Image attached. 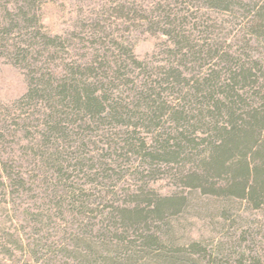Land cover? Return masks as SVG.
Listing matches in <instances>:
<instances>
[{
    "label": "trees",
    "instance_id": "trees-1",
    "mask_svg": "<svg viewBox=\"0 0 264 264\" xmlns=\"http://www.w3.org/2000/svg\"><path fill=\"white\" fill-rule=\"evenodd\" d=\"M168 1L173 6L161 7L151 16L136 8L116 11L122 20L147 21L171 37L176 47L169 53L176 64L197 65L186 76L183 67L176 68L174 63L172 69L158 70L157 81L153 69L140 61L134 49L115 43L113 36L101 27L94 28L93 38L87 37L99 46L96 56L88 62L89 57L85 56L84 63L69 62L76 51L71 50L76 46V37L71 40L48 31L43 0H22L18 11L6 7L4 13L0 9V60L10 58L30 71L31 90L19 105L38 111V122L46 126L43 131L40 126L38 131L33 129L35 125L27 126L29 131L38 132L36 148L29 155L33 154V165L47 173L45 179L37 178V183L46 180L52 188L62 186L66 190L68 196L58 195L54 202L61 214H66L70 203L77 220H89L98 212L93 208L94 191L87 190L77 175L93 178L97 159L89 155L96 133L119 128L126 131L117 134L116 163L124 160L132 164L140 158L152 170L176 167L183 175L194 164L204 175L195 170L185 175L183 180L188 187L202 188L229 203L238 200L264 211V64L248 65L245 57L250 56L223 57L220 50H210L207 43H195L189 35H205L207 26L200 22L198 12L181 10L189 5L199 11L207 8L229 12L237 19L245 15L246 20L253 22L252 35L264 46V0ZM176 5L179 8L174 10ZM111 43L115 49H111ZM214 59L222 61V71H212L207 78L203 74L201 79L194 77L199 67L209 68L208 63ZM60 64L66 71L54 70L53 66ZM136 69L143 70L148 79L142 89H133L137 85L132 76ZM127 89L135 97H129ZM9 114H2L0 120ZM2 124L6 125V121ZM0 129L3 146L10 139H21V130L8 126ZM2 160L0 172L8 176L3 177L8 180L7 191L16 197L29 192L30 182L21 172V164ZM111 160L115 161V157ZM102 168L107 176L114 172L109 163ZM216 181L226 183L228 189L219 190ZM137 199L135 209H114L105 231L97 236L98 242L85 247L86 253L75 258L78 264H264L263 259L253 261L226 246L215 250L205 243L177 247L179 240L171 233L175 224L172 221L189 207V199L164 198L156 191ZM144 199L147 201L143 205ZM46 213L30 216L40 235L53 231V216ZM224 213L228 214V222L236 218L232 210ZM155 232L158 234L148 235ZM3 233L0 247L12 240ZM43 238L30 246L23 238L13 242L41 263L46 251L55 250L49 246L50 240ZM82 244L80 240L78 245L84 248Z\"/></svg>",
    "mask_w": 264,
    "mask_h": 264
},
{
    "label": "rangeland",
    "instance_id": "rangeland-1",
    "mask_svg": "<svg viewBox=\"0 0 264 264\" xmlns=\"http://www.w3.org/2000/svg\"><path fill=\"white\" fill-rule=\"evenodd\" d=\"M21 1L0 0V9L4 13L6 7L18 11L21 7L20 3L22 5ZM43 3V17L48 31L55 36L61 35L71 40L76 37V42H74L76 46L71 49L76 51L72 54L69 62L84 63L85 56L89 57L86 62L92 56H96L97 49H99V46L96 45V38L93 43V40L90 41L87 37L92 36L93 38L94 28L101 27L102 30H106L113 36L112 41L134 49L140 61L147 63L153 69L155 73L153 78L156 81L159 80V76H157L159 69H172L176 64V60L172 59L169 53L176 47L171 37L163 31L155 30L147 21L122 20L116 12L129 7L151 16L161 7L173 6L172 3L169 4L168 0H43ZM178 8L176 5L174 10ZM181 10L198 12L201 17L200 22L207 26L204 28V32L207 31L205 35L201 33H198L197 36L196 33H194L195 36L189 35L193 36L195 43L205 42L210 45V50H220L223 57H226L227 54L236 58L240 55L250 56L251 59L245 57L248 65L256 64V62L264 64V46L252 35L253 22H250L249 19L246 20L245 15L237 19L229 12L207 8L199 11L192 9L189 5ZM159 17L160 15H158V19ZM188 31L192 33L191 28ZM84 40L88 43L82 44L81 41ZM110 47L113 49L114 45L111 43ZM221 63V60H212L208 63L209 68L199 67L194 77L201 79L203 74L207 78L212 71H222L219 67ZM175 66L176 68L183 67L180 63ZM53 67L54 70L57 69L60 72L66 71L63 64ZM188 67L182 69L186 76L192 74L191 69H197L196 64H190ZM30 75L29 70L16 65L10 58L0 60V116L7 112L10 113L3 118L6 125L2 124L1 118L0 127L8 126L13 127L16 131L21 130V139H10L7 146H3L0 141V160L17 161L23 168L21 172L30 182L29 192H25V194L23 192L22 196L16 197L5 187V182L8 180H3V177L8 176L0 172V236L2 232H4L3 234L6 232L12 238V240L5 241L0 247V264H23L25 262L78 264L75 258L81 253H86L85 247L94 246L98 242L97 236L105 231V223L115 213L114 209H135L137 198L152 191L158 192L164 198L189 199V207L182 210L184 213L177 220L173 219L172 221L175 224L171 233L175 234L179 240L177 247L205 243L207 248L212 247V250H215L218 247L226 246L228 250L248 255L249 259L260 258L264 261V211L256 210L251 205H245L238 200L229 203L221 197L212 195L210 192L207 193L202 188L193 190L188 187L183 180L185 175L188 176L194 170L198 174L204 175L203 172L196 170L197 165L194 164L188 168V171L185 170L183 175L181 170H177L176 167L175 170L163 167L152 170L145 167L144 161L140 158H136L137 160L132 164H127L124 160L121 161V164L116 163L119 159L116 151L119 142L118 135L126 131L123 128L102 130L96 133L93 140L95 144H92L93 147L89 155L97 159L98 166L92 174L94 176L92 179H88L86 175H77L87 190L94 191L93 208L98 212L89 220L81 218L77 220L71 212L72 205L70 203L66 205V214H61L54 202L58 195L68 196L65 194L66 190L62 186L58 188L56 186L57 189L52 188L50 184L46 183V180H44L45 183L43 181V183H37L39 179H36L41 177L45 179L47 173H42L38 166L33 165L35 162L32 159L33 154L29 155L36 148L37 127L40 126L43 131L46 126L45 123L38 122L40 120L38 111L25 110L19 105L31 90ZM132 76L137 84L133 89H142L145 86L144 83L148 81L145 72L141 69L134 70ZM127 92L129 97H135L131 90L127 89ZM175 98H171V101ZM30 125H35L32 128L37 131H29L27 126ZM151 143L154 142L151 141ZM29 156L31 158L28 159ZM112 157H115V161L111 160ZM105 163H109L114 168L111 176H107L106 170L102 168ZM158 171L160 173H156ZM152 172L155 173V176H152ZM88 173L91 174L90 171ZM109 177H111L110 181ZM215 183L219 184V190L228 189L226 183L222 184L220 181ZM56 185H59V182ZM146 201L142 200V204L144 205ZM226 210L234 211L233 215L236 218L233 221H226L225 217L228 215L224 213ZM43 211L47 212V215L53 216V222H50L53 231L40 235L41 232L36 229V224L30 222V216L41 215ZM110 224L109 222L108 225ZM167 232H170L169 229ZM150 234L158 233H148V235ZM42 236L45 237L43 239L50 240L49 246L55 247V250L46 251L43 258L41 257L43 260L41 263L37 262L33 255L29 256L22 252L17 245H14V242L24 239L30 246V244L33 245L32 242L39 241ZM165 239L168 240V238ZM80 240L83 241L84 248L78 245ZM141 245L143 244L141 243ZM14 254L15 257H13ZM239 259L238 257L237 260Z\"/></svg>",
    "mask_w": 264,
    "mask_h": 264
}]
</instances>
